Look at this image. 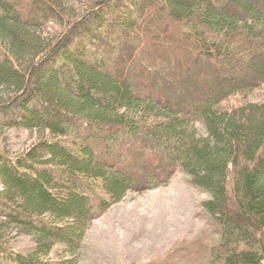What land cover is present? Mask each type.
I'll list each match as a JSON object with an SVG mask.
<instances>
[{
    "label": "trees",
    "instance_id": "1",
    "mask_svg": "<svg viewBox=\"0 0 264 264\" xmlns=\"http://www.w3.org/2000/svg\"><path fill=\"white\" fill-rule=\"evenodd\" d=\"M230 1L0 0V264H80L96 221L181 173L211 196L217 238L155 263L264 264V103L249 101L264 90V5ZM207 79L223 82L205 93ZM14 129L39 141L16 154ZM60 246L71 257L48 261Z\"/></svg>",
    "mask_w": 264,
    "mask_h": 264
},
{
    "label": "rangeland",
    "instance_id": "2",
    "mask_svg": "<svg viewBox=\"0 0 264 264\" xmlns=\"http://www.w3.org/2000/svg\"><path fill=\"white\" fill-rule=\"evenodd\" d=\"M257 1L264 5L263 0ZM230 2L233 7L230 13L243 12L233 0ZM76 7L78 11L83 8L80 3H77ZM129 52L128 49L124 51L125 54ZM179 73L170 72L168 81L177 80ZM198 82L197 84L189 82L183 87L193 90L198 85L200 87L201 82L199 84ZM203 82V90L208 93L221 84L223 79H207ZM155 88L154 86L151 90H159ZM163 93L162 97L168 96L167 87ZM249 101L264 103V90L251 95ZM39 138L38 133L27 130H8L5 133L4 144L14 153L22 154L26 149L36 145ZM129 145L142 148L141 143ZM127 155V152L121 154L122 157ZM117 162H124L123 167L130 174L138 176L142 171L136 162L130 164L126 160ZM2 191L0 185V193ZM210 199L209 194L192 184V178L186 173H181L168 187L142 193L133 192L123 203L112 208L94 223L85 249L80 255V264H156V260H164L163 263L173 261L172 255L185 244L217 238L212 219L204 208L205 202ZM8 236L13 247L19 252L31 255L38 249L34 237L24 235L18 230L10 232ZM70 257V254L65 253V247L60 246L48 261H60Z\"/></svg>",
    "mask_w": 264,
    "mask_h": 264
}]
</instances>
